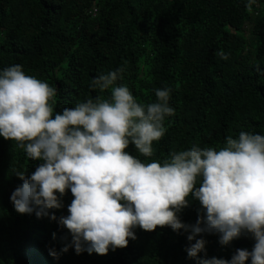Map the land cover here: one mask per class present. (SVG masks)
<instances>
[{"label":"trees","instance_id":"1","mask_svg":"<svg viewBox=\"0 0 264 264\" xmlns=\"http://www.w3.org/2000/svg\"><path fill=\"white\" fill-rule=\"evenodd\" d=\"M0 0V72L21 65L25 75L57 89L54 114L89 98H110V90L92 80L123 67L117 85L138 102H155L154 90L169 88L167 131L153 142V155L140 156L133 144L125 151L142 162L169 159L172 151L193 145L219 150L227 136L241 131L264 135V0ZM94 9L96 11L94 12ZM43 161L30 160L15 141L0 136V264H199L200 259L231 260L237 249L252 251L254 237L243 233L228 245L216 233L199 259H190L183 229H133L135 240L107 255H77L72 235L59 224L74 199L70 189L63 207L47 217L21 215L10 201L23 184L15 170L30 177ZM200 180L195 187L200 186ZM177 213L194 225L204 215L191 194ZM55 215L56 220L50 217ZM53 233L56 238H53ZM55 251L58 256L50 255ZM245 264H251L249 258Z\"/></svg>","mask_w":264,"mask_h":264},{"label":"clouds","instance_id":"2","mask_svg":"<svg viewBox=\"0 0 264 264\" xmlns=\"http://www.w3.org/2000/svg\"><path fill=\"white\" fill-rule=\"evenodd\" d=\"M124 71L92 80L91 87L110 90V98H89L55 114L56 88L25 75L18 64L0 72V136L15 141L28 159L43 161L28 178L15 170L23 181L10 196L16 212L47 217L49 209L63 207L55 193L62 197L70 189L69 215L59 224L72 242L62 252L74 246L77 255H107L109 246L115 251L135 240L137 226L148 232L168 226L190 233V259L207 255L206 241L196 239L203 233L218 234L221 245L243 233L256 241L251 252L237 249L231 260L212 257L199 264H245L249 258L264 264V135L241 131L238 138L227 136L219 150L193 145L170 152L162 164L142 162L125 149L131 143L140 156L153 155V142L165 135L166 118L175 114L171 89H155V102H138L127 86L117 85ZM190 194L205 210L194 225L177 215L188 207Z\"/></svg>","mask_w":264,"mask_h":264},{"label":"built area","instance_id":"3","mask_svg":"<svg viewBox=\"0 0 264 264\" xmlns=\"http://www.w3.org/2000/svg\"><path fill=\"white\" fill-rule=\"evenodd\" d=\"M96 11V9H94V12Z\"/></svg>","mask_w":264,"mask_h":264}]
</instances>
